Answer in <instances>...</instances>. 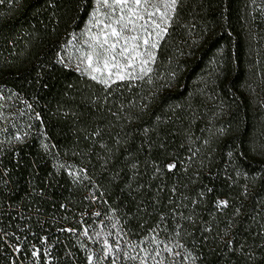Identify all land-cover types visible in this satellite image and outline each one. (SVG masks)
Instances as JSON below:
<instances>
[{
	"label": "trees",
	"instance_id": "obj_1",
	"mask_svg": "<svg viewBox=\"0 0 264 264\" xmlns=\"http://www.w3.org/2000/svg\"><path fill=\"white\" fill-rule=\"evenodd\" d=\"M51 1L26 0L0 41ZM93 1L78 0L64 26L45 23L52 47L0 72V209L15 199L37 210L39 232L62 202L79 206L86 190L52 168L66 154L103 198L93 247L114 246V226L132 252L115 264H264V0H177L151 72L103 88L56 46ZM59 251L62 264H85L70 243Z\"/></svg>",
	"mask_w": 264,
	"mask_h": 264
},
{
	"label": "rangeland",
	"instance_id": "obj_2",
	"mask_svg": "<svg viewBox=\"0 0 264 264\" xmlns=\"http://www.w3.org/2000/svg\"><path fill=\"white\" fill-rule=\"evenodd\" d=\"M78 0H53L47 6L31 12L29 19L18 25L22 31L10 41H0V72L11 66L20 56L28 57L29 51L38 46L52 47V40L44 36L50 32L45 23L64 26L65 13L74 16ZM177 0H94L93 8L83 29L76 34L62 35L56 45L62 54V63L75 70L79 76L101 88L116 82L136 79L151 72L156 51L169 26ZM26 0H0V28L17 19ZM64 9L63 11H59ZM5 44L4 42H7ZM39 43L38 46L36 44ZM17 139V136H15ZM4 142V140H0ZM113 228L115 245L104 243L105 251L94 250L93 241L103 239L99 231L88 235L83 232L80 243L83 250L90 249L89 262L98 264L97 255L115 260L122 253L124 258L132 252L121 250V234ZM90 246V247H89ZM145 252L138 251L136 258L143 261ZM129 255V256H128ZM134 257V258H135ZM103 260V259H102Z\"/></svg>",
	"mask_w": 264,
	"mask_h": 264
},
{
	"label": "built area",
	"instance_id": "obj_3",
	"mask_svg": "<svg viewBox=\"0 0 264 264\" xmlns=\"http://www.w3.org/2000/svg\"><path fill=\"white\" fill-rule=\"evenodd\" d=\"M23 137L17 135L16 140ZM44 137L46 139L45 135ZM18 155V149H13L14 160H18ZM57 158L58 162L52 168L72 185L86 190L79 198V206H75L72 201L62 202V214L55 216V222L49 227L45 222L38 223L43 229L37 232L36 227L30 225L32 218L38 217L37 210L25 211L15 199L13 204L16 210H13L12 204L6 202L5 209H0V264H62L61 260L65 255L60 253L59 248L67 247L68 243L75 249V253L86 258L85 264H92L89 262L91 250L88 253L83 250L79 239L85 231L88 235L93 233L90 228L97 224L102 215L103 198L97 194L95 188L83 185L87 180L85 167L75 164L66 154H59Z\"/></svg>",
	"mask_w": 264,
	"mask_h": 264
}]
</instances>
